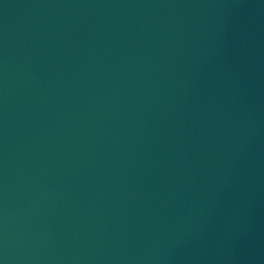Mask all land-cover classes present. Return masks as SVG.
I'll use <instances>...</instances> for the list:
<instances>
[{
    "label": "water",
    "instance_id": "1",
    "mask_svg": "<svg viewBox=\"0 0 264 264\" xmlns=\"http://www.w3.org/2000/svg\"><path fill=\"white\" fill-rule=\"evenodd\" d=\"M0 264H264V0H0Z\"/></svg>",
    "mask_w": 264,
    "mask_h": 264
}]
</instances>
